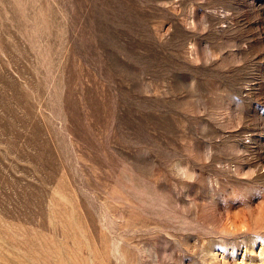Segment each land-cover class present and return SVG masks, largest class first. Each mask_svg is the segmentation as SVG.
Instances as JSON below:
<instances>
[{
	"label": "rangeland",
	"instance_id": "obj_1",
	"mask_svg": "<svg viewBox=\"0 0 264 264\" xmlns=\"http://www.w3.org/2000/svg\"><path fill=\"white\" fill-rule=\"evenodd\" d=\"M0 264H264V0H0Z\"/></svg>",
	"mask_w": 264,
	"mask_h": 264
},
{
	"label": "clouds",
	"instance_id": "obj_2",
	"mask_svg": "<svg viewBox=\"0 0 264 264\" xmlns=\"http://www.w3.org/2000/svg\"><path fill=\"white\" fill-rule=\"evenodd\" d=\"M180 171H181V172H183V171H184V169H180Z\"/></svg>",
	"mask_w": 264,
	"mask_h": 264
}]
</instances>
